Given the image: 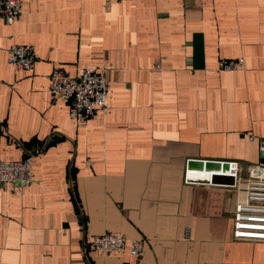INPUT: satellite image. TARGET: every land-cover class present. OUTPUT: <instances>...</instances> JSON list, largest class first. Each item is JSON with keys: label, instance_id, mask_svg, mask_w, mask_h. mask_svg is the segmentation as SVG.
<instances>
[{"label": "crops", "instance_id": "crops-1", "mask_svg": "<svg viewBox=\"0 0 264 264\" xmlns=\"http://www.w3.org/2000/svg\"><path fill=\"white\" fill-rule=\"evenodd\" d=\"M13 45L36 48L33 71L8 65ZM56 67L105 69L107 110L71 119ZM260 141L264 0H23L0 20V161L31 157L34 183L0 185V264H264V242L233 237L246 183L189 180L213 175L194 161L262 163ZM107 232L142 257L94 251Z\"/></svg>", "mask_w": 264, "mask_h": 264}, {"label": "built area", "instance_id": "built-area-1", "mask_svg": "<svg viewBox=\"0 0 264 264\" xmlns=\"http://www.w3.org/2000/svg\"><path fill=\"white\" fill-rule=\"evenodd\" d=\"M22 4L23 0H0V20L7 25H14L21 18ZM37 60V50L34 46L13 45L8 50V65L20 71H33ZM218 70L243 71L244 59H221L218 62ZM49 79V89L53 99H62L68 105L71 119L85 123L94 118L98 112L107 110L109 83L105 69H82L77 76L71 77L61 68L56 67ZM249 140L255 141V137L251 135ZM259 144L262 163L244 165L231 161L227 162L228 170L222 168L211 172L213 175L234 179V185L223 187L242 189L241 184L246 183L250 201L238 204L234 213L233 237L239 241L264 242V141H260ZM189 173V170L186 171V179ZM33 183L31 157L22 161H0L1 186L23 192ZM91 246L100 254H122L128 251L137 259L142 257L144 251L143 240H129L125 235L113 232L93 236Z\"/></svg>", "mask_w": 264, "mask_h": 264}, {"label": "water", "instance_id": "water-1", "mask_svg": "<svg viewBox=\"0 0 264 264\" xmlns=\"http://www.w3.org/2000/svg\"><path fill=\"white\" fill-rule=\"evenodd\" d=\"M190 167H199L200 170H207L209 172H216L219 171L223 168V170H228L229 169V164L227 162L225 163H220V162H191ZM189 180L197 183H203L206 185H220V186H228V185H234V179L231 177H226V176H218V175H213L211 178H200V177H189Z\"/></svg>", "mask_w": 264, "mask_h": 264}]
</instances>
